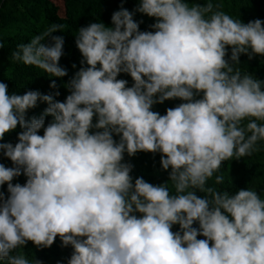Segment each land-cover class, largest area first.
Returning <instances> with one entry per match:
<instances>
[{
    "label": "clouds",
    "instance_id": "9594fccd",
    "mask_svg": "<svg viewBox=\"0 0 264 264\" xmlns=\"http://www.w3.org/2000/svg\"><path fill=\"white\" fill-rule=\"evenodd\" d=\"M128 2L78 27L71 75L63 24L11 52L53 91L0 81V264H42L21 250L57 238L66 264H264V195L221 172L264 151V79L240 68L264 58V20L214 0ZM166 101L179 102L154 110ZM138 153L158 154L167 179L134 176Z\"/></svg>",
    "mask_w": 264,
    "mask_h": 264
},
{
    "label": "trees",
    "instance_id": "16d2710c",
    "mask_svg": "<svg viewBox=\"0 0 264 264\" xmlns=\"http://www.w3.org/2000/svg\"><path fill=\"white\" fill-rule=\"evenodd\" d=\"M197 2L203 3L206 0H197ZM214 2L221 3L226 13L237 19L241 18L244 22L257 18L264 20V0H214ZM118 4L119 0H0V38L5 41L4 48L0 49V81L8 84L10 92L22 93L26 88L39 90L42 93L53 91L49 88L50 77L42 70L11 61V52L16 49V45L28 42L33 35L44 31L52 23L63 24L64 32H57L54 35L65 37V56L62 57L60 64L67 67L71 75L74 71L71 64L76 63L79 67L80 54L75 47L73 36L77 34L78 27L87 25L91 20L110 23L111 13L118 8ZM125 7L130 10L134 8L135 0H129ZM135 18L141 19L139 14ZM143 19L141 30H146L153 21L147 17ZM262 60L264 58L256 57L249 61L246 56H242L243 63L240 68L264 79ZM122 78L128 79L131 84L130 77L122 76ZM67 79L68 77L63 80L57 79L58 90L61 92L58 97L60 100H63L67 94L62 86ZM178 102L166 101L163 105L155 106L154 110L164 114L166 108L173 107ZM45 106L40 105L30 115H38ZM5 139L15 143L16 134L12 133ZM125 159L129 158L126 156ZM0 162L11 166V162L6 159ZM131 163L135 166L132 173L134 176H143L154 184L162 183L167 179V173L160 171L158 154L153 157L151 153H138L136 157L131 158ZM221 172L225 176L224 186H230L232 179L237 188H243L249 182L248 186H255L264 195V151L246 157L240 162L227 161ZM24 181L23 176L18 180L20 183ZM209 184H214V181H209ZM235 190L233 188V191ZM21 251L28 252L30 260L36 258L42 264H57L58 261L66 264V258L70 256L72 249L62 248L57 238L49 249L37 250L29 243L27 248Z\"/></svg>",
    "mask_w": 264,
    "mask_h": 264
}]
</instances>
